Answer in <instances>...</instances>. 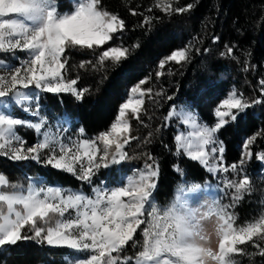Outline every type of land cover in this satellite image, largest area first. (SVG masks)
I'll return each instance as SVG.
<instances>
[{"label":"snow or ice","instance_id":"obj_1","mask_svg":"<svg viewBox=\"0 0 264 264\" xmlns=\"http://www.w3.org/2000/svg\"><path fill=\"white\" fill-rule=\"evenodd\" d=\"M153 7L171 15L189 11L193 5L173 7V0H155ZM130 11L137 15L134 10ZM151 19L145 16L143 23L149 24ZM125 27V21L118 14L101 7V0H73L72 9L67 12L59 10L57 0H0V52L19 50L29 56L21 66L6 69L7 75L0 74V98H8L23 106L29 102V93L23 90L34 88L48 93H69L82 100L88 90L77 89V80L64 77L66 50L100 48ZM228 53H232L231 48ZM128 54L127 48L110 47L100 53L97 64L103 67L108 60L119 64L127 59ZM188 56V48L172 51L159 62L161 71H157L156 76L163 75L162 70L168 62H187ZM80 67H85V64ZM147 82L146 78L133 86L128 99L120 104L110 127L95 140L80 141L75 152L72 146L61 144L57 154L54 140L48 133L36 145L25 148L15 128L26 122L0 112V152L16 161H40L41 151L51 149L43 163L90 183L101 167L108 168L110 164H119L128 158L123 149L135 137L130 135L131 125L126 117L130 111L133 118L139 119L144 97L152 91L141 87ZM260 84L264 86V80ZM261 94L264 95V87ZM260 103L264 100L248 103L242 94L232 91L215 108L216 122L211 127L199 125L191 113L184 114V123L195 131L188 137L177 135L174 138L177 152L214 173L231 170L239 174L247 159L253 156L264 162V152L254 154L249 149L255 142V135L244 141L241 159L232 165H224L222 155L220 162L212 163L206 151L207 145L216 144V132L236 121L253 104ZM176 115L170 111L166 119ZM43 124L41 120L28 126L39 132ZM14 141L18 146H13ZM97 141L103 145L102 149ZM211 151L222 154V143ZM147 159L152 163L146 162L144 169L129 176L121 186L110 190L93 189L95 198L82 194L64 195L61 189L54 187L37 189L32 184L27 191L6 192L3 189L9 182L0 174V248L15 246L21 240H36L41 244L87 253L84 258L74 260L73 264H208L209 261L212 264H236V256L249 255L242 247L246 245L259 249L257 254L264 256V244L260 243L264 241V212L243 225H237L235 213L229 211L245 193L251 191L250 177L244 175L239 180L226 181L225 187L234 189L229 205L214 204L207 211L198 213L187 207L182 197H177L171 206L160 209L151 203L158 167L154 157L148 155ZM176 170L180 171L179 168ZM11 187L16 189L18 186ZM200 188L201 185L194 184L188 191ZM70 210H75V215ZM213 217L217 238L215 249L204 246L211 239V234L205 233L204 222ZM142 225L147 226L142 229L140 250L134 256H123L130 242L136 246L135 236ZM25 229L31 234L25 235Z\"/></svg>","mask_w":264,"mask_h":264},{"label":"trees","instance_id":"obj_2","mask_svg":"<svg viewBox=\"0 0 264 264\" xmlns=\"http://www.w3.org/2000/svg\"><path fill=\"white\" fill-rule=\"evenodd\" d=\"M57 3L61 12L70 11L73 6V0H57ZM154 3L155 0H101L103 9L125 21V29L100 48H68L64 77L77 80L75 87L88 91L82 100L69 93L40 91V109L50 123L66 115L72 127L80 126L88 136L97 135L109 128L129 90L147 78L148 82L141 87L152 91L144 97L139 119L133 118L130 111L127 113L130 135L135 137L124 146L128 158L108 168L101 167L97 177L114 182L132 165L137 168L152 163L147 159L151 155L158 167L153 194L159 203L169 204L181 180L195 183L211 178L224 188L219 203L229 205L234 189L226 188V181L247 175L251 179V191L229 209L235 213L236 224L243 225L264 212V162L253 156L239 174L222 171L212 178L205 166L177 152L174 138L184 124L179 116L166 117L175 108L187 106L202 122L214 124V108L230 89L242 94L248 103L264 100L261 94L264 86L260 84L264 80V0H173V7L188 4L193 7L171 15L153 7ZM130 10L137 15H132ZM145 16L152 18L149 24L143 23ZM137 44L139 47H135ZM110 47L129 49L127 59L119 64L108 60L103 67L99 66L100 53ZM183 48L189 49L187 62H168L163 75L157 77L156 72L161 71L159 62L172 51ZM82 63L85 67H80ZM254 135L256 139L249 146L250 151L264 152V103L253 104L236 121L216 132L224 148L221 154L224 165L238 163L244 141ZM24 136L31 140L35 134L28 129ZM43 161H16L0 152V172L9 182L6 189H13L12 185L24 187L31 178L61 187L89 189L75 175L54 169ZM24 234L31 233L25 229ZM242 247L249 255L236 256L238 264H264V256L257 254L259 249L251 245ZM73 251L36 240H21L15 246L0 248V264H64ZM130 254L134 256L135 252Z\"/></svg>","mask_w":264,"mask_h":264},{"label":"rangeland","instance_id":"obj_3","mask_svg":"<svg viewBox=\"0 0 264 264\" xmlns=\"http://www.w3.org/2000/svg\"><path fill=\"white\" fill-rule=\"evenodd\" d=\"M28 59H29V56L24 51L17 50L14 52H0V65H3V67L0 68V74L7 75L6 69H13L15 67H19V66H21L22 63H24ZM23 91H26L29 93V102L28 103L21 106V105L15 104L14 101H11L8 98H0V112L11 115L16 119H20V120L26 122L25 124L16 126V128H15L16 135L24 142L25 148L32 147V146L36 145L37 143H39L40 141L45 139V133H48L49 136H51L54 140L53 147L55 148L57 154L59 153V147L61 144L72 146L73 152H75L76 151L75 146L80 141H82V140H95L96 137L100 134L99 133L97 135H92V136L86 135L84 133V131L81 132L82 128L80 126L72 127V125H70V119L66 115H62L58 119H56L54 122L50 123L43 116V113H42L40 106L38 104V95H39V92L41 90L31 88L29 90H23ZM232 91H234V90L233 89L228 90V92L217 102L215 108L223 99L227 98V95ZM129 95H130V92L124 98L122 103L128 99ZM25 108H29L30 110L25 111L24 110ZM215 108H214V110H215ZM37 112H38V115H37ZM174 112L177 114L176 116H179L180 120L184 124V128L181 129L180 131H178L177 135H183L185 137H188V134L190 132L194 133V131H195V129L192 128L191 125L184 123V114L191 113L192 116H194L196 118L199 125H207L209 127L214 125V124H206V123L202 122L199 119V117L197 116V114L187 106H179V107L174 109ZM20 114L23 115V118L20 117ZM117 114H118V112H117ZM126 118L128 119V117H126ZM41 120L44 121V124H43L42 129L39 132H37L35 128L28 126L29 124L38 123ZM114 121H115V119L113 120V122ZM215 122H216V120H215ZM28 129H32L34 131V134H35L34 138L31 140H29L27 137L24 136V131H27ZM193 139H194V137H193ZM215 141H216L215 145L209 144L206 146V151L209 152V159L212 163L220 162V157H221V153H219L218 151L215 153H213L211 151V149L214 146L218 149L219 146L221 145L220 142L216 138V133H215ZM97 144L102 149L103 145L100 144L99 141H97ZM13 146H18L15 143V141L13 142ZM49 154H51V149L42 150L40 153V159L45 160ZM100 154H102V152ZM212 157H216V160H212ZM86 163H87V161L85 160V164ZM222 163H223V160H222ZM77 169H79V166H77ZM142 169H144V167H137L136 168L132 165L128 171L122 172L120 178L116 179L114 182H108L106 179H104L102 177H97L99 174V170H98L95 172V175L92 177V180L90 183L87 181H84L85 184L89 185V189L86 191L81 186L80 187H72V186L61 187L59 185L45 183L41 180H36V179H32V178L30 179V182L28 184H26L24 187L19 186L16 189H10V190L4 188L3 190L6 192L21 191V190L27 191L29 185L32 184L37 189H39L41 187H44V188L54 187V188L61 189L64 195L82 194L86 197L95 198V192L93 191V189L99 188V189H104V190H110V189H113L115 187H119L126 182V180L129 176L135 175L139 170H142ZM221 172L222 171L215 172V173L210 172V173L212 174V178H214V177H217ZM0 174L4 175L1 172H0ZM211 180H212L211 178H208V180H206V181L209 182L211 185H213L215 187V190H216L215 193L213 194L212 198H211V206H213L214 204H220L218 201L219 194L224 189H223V187H222L223 185L221 183L216 182L214 180L211 181ZM191 184H192V180H181L176 185L174 197L169 202L168 205H164L162 203H159L158 200L156 199V197L154 196L153 192H152L151 203L160 209H165V208L171 206V204L177 199L178 196H180L186 190H188L189 186ZM181 189H183L184 191L181 192L180 191ZM232 193H234V192H232ZM150 210L151 209H149V211ZM70 211H71L72 215H75V210H70ZM65 215H66V217L68 216L67 213ZM145 218H147V217H145ZM42 226H45V225H42ZM146 226L147 225H142L141 229L138 230V233L135 236L136 246H133V244L130 242V244L127 246V248L123 252V254H122L123 256H132L130 254V251L137 252L138 250H140L139 246L143 242L142 229H143V227H146ZM86 255H87V253H85V252H80V251L74 250L69 256L66 257L64 264H73L74 260H76L77 258H84ZM114 255H120V254H114ZM236 264H238L237 261H236Z\"/></svg>","mask_w":264,"mask_h":264},{"label":"bare ground","instance_id":"obj_4","mask_svg":"<svg viewBox=\"0 0 264 264\" xmlns=\"http://www.w3.org/2000/svg\"><path fill=\"white\" fill-rule=\"evenodd\" d=\"M193 182L194 181H192V184L189 186V188H191L195 183H200L199 185H201V188L194 192L186 190L178 197H182V200L186 203L187 207L196 210L198 213H203L211 206V198L216 190L215 187L207 181L205 183L203 182V184H201V182ZM214 226L215 217H213L210 221L204 222L205 233L211 234L210 243H205L204 246H210L213 249H215L217 246V238L214 234ZM208 264H212V262L209 261Z\"/></svg>","mask_w":264,"mask_h":264}]
</instances>
